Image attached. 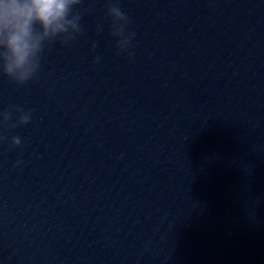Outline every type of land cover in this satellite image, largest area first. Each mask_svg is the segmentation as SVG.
Here are the masks:
<instances>
[{
    "label": "clouds",
    "instance_id": "1",
    "mask_svg": "<svg viewBox=\"0 0 264 264\" xmlns=\"http://www.w3.org/2000/svg\"><path fill=\"white\" fill-rule=\"evenodd\" d=\"M80 0H0V68L17 84L28 81L39 68L44 43L61 37L64 43L81 32L79 15H72ZM107 15L112 18V34L120 37L117 47L126 50L134 33L125 34L127 16L109 4ZM19 111V109H18ZM7 115V114H5ZM29 121L22 114L20 124ZM12 143L19 144L14 138Z\"/></svg>",
    "mask_w": 264,
    "mask_h": 264
},
{
    "label": "water",
    "instance_id": "2",
    "mask_svg": "<svg viewBox=\"0 0 264 264\" xmlns=\"http://www.w3.org/2000/svg\"><path fill=\"white\" fill-rule=\"evenodd\" d=\"M251 2L256 6V8L264 17V0H251Z\"/></svg>",
    "mask_w": 264,
    "mask_h": 264
}]
</instances>
